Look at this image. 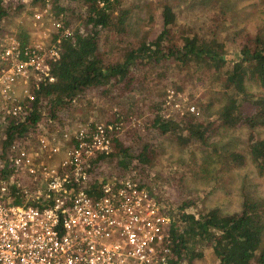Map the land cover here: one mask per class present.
<instances>
[{
  "label": "trees",
  "instance_id": "1",
  "mask_svg": "<svg viewBox=\"0 0 264 264\" xmlns=\"http://www.w3.org/2000/svg\"><path fill=\"white\" fill-rule=\"evenodd\" d=\"M47 1L55 16L64 10L67 1L73 2L74 10L82 14L86 27L82 32L76 28L72 38H64L59 43V55L51 63L55 78L37 90L29 112L15 118L3 116L1 149L17 135L31 130L42 117L50 120L46 125L51 129L54 120L61 127L72 126L77 120L72 118V124L66 123L56 112L72 106L71 98L99 92L110 104H117L124 115L134 113L140 120L133 127L118 132L108 151L89 159L86 170L91 184L96 181L102 184L106 177L123 175L130 168H136L144 182L140 166L146 165L156 154V135L171 134L183 145L200 142L201 146H208L212 142L206 141L207 135L241 125L248 130L247 151L252 164L257 173L264 175V132L255 133L256 126L264 127V22L242 37L239 56L230 61L222 55L224 39L213 35L215 27H210L213 34L208 37L185 33L182 26L175 29L177 14L170 2L162 1L158 28L152 36L142 35L135 41L119 42L114 45L113 56L105 57L98 49L99 31L106 28L119 35L125 31L131 7L125 5L124 0ZM203 3L209 2H199ZM22 4L17 0L12 8L10 3L0 0V28L2 20ZM64 15L62 20L72 24ZM18 35L24 39L25 30H18ZM188 66L218 80L221 92L215 96L218 105L212 119L187 115V112L179 115L171 112L168 117L161 113L162 89L148 81L150 73L158 77L166 76L167 70L174 71L168 84L178 88L181 81L177 75L184 76ZM250 82H255L257 89L250 90ZM149 89L159 98L138 101L143 98L138 95ZM40 95L45 97L43 103L38 102ZM227 157L239 162L243 159L242 153L228 152ZM201 159L208 160L204 156ZM187 204L192 202L178 205L177 218H173L169 226L170 255L165 264H192L194 258L201 256L204 247L212 249L217 264H264V199L245 192L239 209L233 211H221L216 206L187 209Z\"/></svg>",
  "mask_w": 264,
  "mask_h": 264
},
{
  "label": "built area",
  "instance_id": "2",
  "mask_svg": "<svg viewBox=\"0 0 264 264\" xmlns=\"http://www.w3.org/2000/svg\"><path fill=\"white\" fill-rule=\"evenodd\" d=\"M31 22L24 39L0 31V122L29 112L37 90L55 78L59 43L77 28L47 5ZM183 111L197 114L186 96L166 88L163 116ZM49 121L40 118L0 148V264H165L176 214L171 200L142 182L136 168L102 184H91L86 170L92 156L110 149L122 128L119 113L68 127L54 120L53 129Z\"/></svg>",
  "mask_w": 264,
  "mask_h": 264
},
{
  "label": "rangeland",
  "instance_id": "3",
  "mask_svg": "<svg viewBox=\"0 0 264 264\" xmlns=\"http://www.w3.org/2000/svg\"><path fill=\"white\" fill-rule=\"evenodd\" d=\"M3 1L10 3L14 8L17 0ZM21 1L23 4L18 10L11 12L2 20L0 31L28 30L32 24L31 13L41 10L45 5L50 12H53L47 0L44 2ZM162 1L170 2L177 14L175 29L182 26L185 33L195 32L200 36L208 37L213 34V32L210 33V27H215L213 35L224 39L222 55L230 61L239 56L238 46L242 37L246 33L254 32L264 22V0H208L210 4L207 5L204 3L200 5L201 0H124L123 3L131 7L125 31L119 35L111 29H100L99 51L104 53L105 57H112L114 45L117 43L135 41L142 35L152 36L158 28L159 5ZM205 1L207 2L203 0ZM73 6V2L67 1L60 14L61 16L65 14L75 27H80L84 31L86 26L83 23L82 14L77 13ZM165 73L166 76L157 77L151 72L148 79L149 82L156 83L160 87L157 88L162 89V102L166 88L170 87L169 78L175 74L171 70ZM177 76L180 77L181 85L174 89L195 105L199 112L195 115L199 118L208 116V119H212L218 105L215 96L218 91L221 92L217 78H209L205 71L202 72L191 66L186 68L184 76ZM249 89H257L255 82H250ZM138 96L143 97L138 98V101L159 98L158 94L151 89L141 92ZM115 112L119 113L123 123L119 132L133 127L140 120L134 113L124 115L119 111L117 104H110L99 92L93 96L87 93L76 98L72 106L62 107L56 112V116L72 124L73 119L77 120L76 122L82 121L80 118L82 116L83 120L108 121L111 118L106 116L115 117ZM172 113L179 115L177 112ZM190 114L187 113V115ZM259 127H255L257 134L264 132V127ZM247 132V128L242 125L228 130H219L207 135L206 141L215 143L208 146H201L200 142L183 145L175 141L171 134L156 135L154 139L156 154L146 165L140 166L141 178L147 186L157 192L165 193V196L171 200L176 208L175 220L179 210L178 205L181 202H192L186 205L187 209L190 206L196 210L216 206L221 211H233L239 209L245 192L264 199V175L256 172L249 157ZM228 152L242 153L243 159L240 162L228 160ZM202 156L208 159L206 160L208 162L202 161ZM192 264H217V257L210 247H204L201 256L194 258Z\"/></svg>",
  "mask_w": 264,
  "mask_h": 264
}]
</instances>
